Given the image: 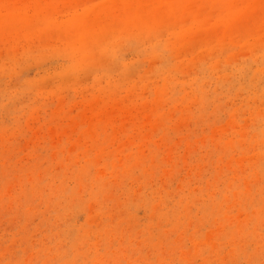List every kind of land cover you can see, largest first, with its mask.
I'll return each instance as SVG.
<instances>
[{
    "label": "rangeland",
    "instance_id": "rangeland-1",
    "mask_svg": "<svg viewBox=\"0 0 264 264\" xmlns=\"http://www.w3.org/2000/svg\"><path fill=\"white\" fill-rule=\"evenodd\" d=\"M0 264H264V0H0Z\"/></svg>",
    "mask_w": 264,
    "mask_h": 264
}]
</instances>
